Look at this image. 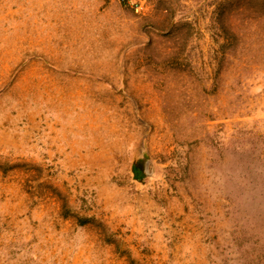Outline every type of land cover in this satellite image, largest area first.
Masks as SVG:
<instances>
[{
	"label": "rangeland",
	"instance_id": "obj_1",
	"mask_svg": "<svg viewBox=\"0 0 264 264\" xmlns=\"http://www.w3.org/2000/svg\"><path fill=\"white\" fill-rule=\"evenodd\" d=\"M0 264H264V0H0Z\"/></svg>",
	"mask_w": 264,
	"mask_h": 264
},
{
	"label": "trees",
	"instance_id": "obj_2",
	"mask_svg": "<svg viewBox=\"0 0 264 264\" xmlns=\"http://www.w3.org/2000/svg\"><path fill=\"white\" fill-rule=\"evenodd\" d=\"M134 171H135V175H136L137 179H142L143 178V175H144L143 172L140 173V170L137 167L134 168Z\"/></svg>",
	"mask_w": 264,
	"mask_h": 264
}]
</instances>
